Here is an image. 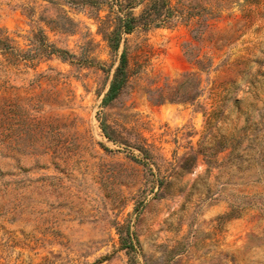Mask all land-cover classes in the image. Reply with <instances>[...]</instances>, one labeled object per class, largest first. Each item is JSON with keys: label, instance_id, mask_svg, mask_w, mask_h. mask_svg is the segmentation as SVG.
<instances>
[{"label": "rangeland", "instance_id": "374dc122", "mask_svg": "<svg viewBox=\"0 0 264 264\" xmlns=\"http://www.w3.org/2000/svg\"><path fill=\"white\" fill-rule=\"evenodd\" d=\"M80 1L0 0V264H264V0L127 34L108 105L117 6Z\"/></svg>", "mask_w": 264, "mask_h": 264}, {"label": "trees", "instance_id": "16d2710c", "mask_svg": "<svg viewBox=\"0 0 264 264\" xmlns=\"http://www.w3.org/2000/svg\"><path fill=\"white\" fill-rule=\"evenodd\" d=\"M143 3H145V6L141 13L139 15L135 14L132 11V8L135 5H142ZM191 3L192 2H189L188 0H177L176 5L173 4V0H114L112 7L115 8V6H117V9L112 11V18L106 21L99 16L102 25L106 24L103 34L112 51L118 53L123 46L119 56V63L113 73L109 88L104 95L103 104L108 105L119 98L131 80L132 71L130 69L129 45L126 35L132 33L139 27L173 24V20L177 15L180 17H186V15H188L189 18L199 17L202 20H208L210 17H214V9L212 7L209 8L206 5L204 6L200 3L192 6ZM80 4L84 7L102 6L103 0H81ZM195 37H197V33ZM5 39L7 44L6 47L9 50L13 49V39L9 36H6ZM1 44L2 38L0 36V46ZM51 52H62L64 55L68 54V51L60 50L56 47L51 49ZM195 76L196 75L193 72L185 73L182 76L180 80V86L176 91H173L170 85H166L165 87L161 88L158 101L162 102L166 98L168 99L172 96L177 97V99L181 101H187L191 99L192 95L189 91V86L191 85V81ZM199 84H201V82H199ZM202 89L203 88L199 90V93H201ZM214 115L215 113L213 112L210 115V120L214 117ZM208 124L211 126V121H208ZM103 129L109 139L118 143L121 142L107 130L106 124L103 125ZM205 138L206 135L203 137V139ZM138 148L141 153L144 154V156L147 157L150 154L149 149L144 144L139 145ZM214 150L216 151L214 145L205 146L202 142L200 152L206 157L209 158L212 156V154L215 152ZM189 167L190 166H188V168ZM127 244H131L130 246H133L132 243H124V245L129 246Z\"/></svg>", "mask_w": 264, "mask_h": 264}]
</instances>
